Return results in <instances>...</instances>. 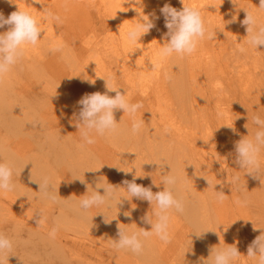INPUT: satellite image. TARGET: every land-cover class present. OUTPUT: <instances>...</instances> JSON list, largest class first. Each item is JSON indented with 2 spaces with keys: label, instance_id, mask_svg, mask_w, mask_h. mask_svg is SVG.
I'll return each instance as SVG.
<instances>
[{
  "label": "bare ground",
  "instance_id": "bare-ground-1",
  "mask_svg": "<svg viewBox=\"0 0 264 264\" xmlns=\"http://www.w3.org/2000/svg\"><path fill=\"white\" fill-rule=\"evenodd\" d=\"M30 1L31 0L28 1L17 0L15 4L20 10L28 11L34 17L40 20V18L44 15L43 4H45V2L48 3L50 2L52 12L61 17V20L63 21L62 24L68 26L70 25L69 27H64L65 29H70L72 27L74 20L71 19L74 18L75 20L78 19L76 16L74 18H71V15H73V13L78 17L83 15L89 16V13H92L96 19H99V21L97 22L98 25L95 26V29H98L99 31L108 29V27L112 28V32L110 36L103 39L102 41L103 43L106 42V44L107 42H109V44L111 45L110 49L112 51L110 52V54L106 53L107 56L106 58L111 60L113 59L115 63L114 71L109 70L105 66L104 59L100 57L103 50H105L104 47L102 48L100 46L95 45L94 53L92 54L88 52L91 46L89 45V43L85 42L84 43L85 47L82 46L81 52L78 53V57H80L82 60H85L84 63H88V66L97 72V78L102 83H106V81L99 77H103L106 80H108L109 83L113 84L116 87H119L120 92L124 90L123 86L125 87L126 85L129 89L128 90L129 96L126 99H128L130 103H132V100L136 101V103H139V101H137L136 98L132 97L131 92L137 90L139 86L146 85V83L149 82V80L153 76H155L158 71L161 70L164 72L169 70L170 77L174 75L172 78L173 82H181L182 85L184 86L193 85L192 81L194 80V78L192 74L188 76L187 70L185 69V64H183L182 60L179 69L173 70V66L171 65L170 58L169 57L165 58L160 55V49L162 45L166 42V40L162 38V36L159 37L157 36L160 33L161 26L159 24L160 21L159 20L156 21L154 17L155 15L163 17L160 10L165 4L174 7L178 11L182 10L184 5L194 7L201 12L203 19L208 18L206 25H213L215 21L219 22V20L225 15H227V17H235L237 12L240 11L235 7L236 6L243 7L242 2H246V3H250L251 5V8L250 7L248 8V12L256 16L259 22L264 23V9L257 8L259 7V0H236L237 1L236 3L233 2L228 3L225 1L223 4H221V1L219 0H209L208 3L206 2V0H183L184 5L181 2V0H171L168 2L165 0H39V2H37V0H34L33 3H30ZM227 4H229V8L226 7ZM207 6L209 7L207 8ZM9 9H11L9 5V0H0V13L5 14L6 15L5 18L9 16ZM211 14H213V16ZM143 15H148L155 24V27L152 28L148 34L142 36L137 43H132L127 39V32L132 27L135 26V24L140 20V17ZM237 15L239 16V14ZM40 21L43 22L42 23L43 27L47 26L46 32L50 31V28H52V26L49 25V22L48 24H45L46 21L43 20ZM233 21L236 25L235 34H234L235 37H233V41H234L233 46L235 48L234 61L236 64V66L233 69V75H232V77L234 78L233 91L231 90V86L233 87V85H231L232 77L228 78V76L225 75L224 77H222V79H217L215 77L216 68L220 73L219 70L220 64L218 62V58H213L208 56V58L205 59V61L202 63V67L204 68V72H206L207 79L211 84L208 86L207 89H205L204 86H202L201 84H198L197 90H195L193 94L186 89L184 90L191 104L181 105L177 109L176 116L178 117L179 122H177L174 125L175 129H172V132L170 134H163V131L159 130L157 125L153 121H151L145 130H142L141 128L140 132L134 135L131 132L132 117H130L128 113H123V110H117L114 113L115 119L118 122V132L108 137L109 138L108 140L115 139L116 142H118V144H120L123 140H125L127 142V145H130V148H127L130 152L129 153L130 155L126 156L123 166H121V163L117 165L115 173L120 174L119 172L120 170L121 172H124V174L123 175L120 174V176L116 178V180H114V182H112L111 185L116 187V191L119 195L128 197L129 200L122 198V203L118 204L117 207L113 202L111 207H108L107 205H101L99 207L91 208L86 213H83L78 208L77 201L81 200L84 195H90L93 191H98L101 195H103L104 190L98 188L97 185H95L97 181L94 180V177L92 174H90L89 170L85 171L81 167L80 161L85 160L86 155L88 154L89 147L86 146L84 143L82 144L81 140H76L77 137L81 138V135H80V131L75 126L73 138L74 137L76 138L73 140V142L71 141L70 142L71 144L72 143L73 145L77 144L78 146L75 147L74 156L73 157L71 156V158H69V160L72 159L74 163L72 165H70L69 162L67 163V159L69 155L67 152L64 151L62 158L60 159V162L57 163L55 167L56 169L57 168L60 169L62 168L64 170L66 169L68 174H72L71 171L73 170V175H75L73 179L77 180V178H80L81 180H83V182L80 183L79 186L78 183H74L72 181V185L68 186L66 189H62L61 185L60 187L57 186L59 194L61 195V198L57 197L58 202H56V203H60L61 205L60 209L58 210V215L60 217L59 222L72 215L71 216L72 222L69 223L70 228H72L71 230L75 231L78 226H83L84 229L85 226H88L90 230L96 232L98 226H100V228L102 229L107 227L110 224V222L112 224H115L116 226L120 225L118 218L123 220L125 217L126 218L129 217L124 215L125 212L130 213V216L132 215L136 217L135 219L137 221L138 219L141 221L142 218L141 215L144 216H146L147 214L152 215V209L148 207L145 208L139 205L142 203L146 204L149 202L137 198L131 199V197L128 196V193L126 191L127 187L124 184V181L133 180V177L135 176L133 171L134 169L137 168L136 164L143 160V158L139 156L141 151L137 150V148L140 147V145L145 146V149L150 153H152L155 149V142L157 143L159 140L162 143L167 144L166 141L169 140L173 144L168 146L167 152H161L162 154H164V156L166 155L165 160L162 161L166 163L165 171L167 172V175L169 173H172L174 171L183 168V172L185 176L182 177L181 183L176 184L175 188L181 187L182 183H184L183 187L186 188V190L181 194L174 193V195L177 198H181L180 196H182L183 194H188L186 196H183L182 198L184 201V210H185L184 212H186L189 218L191 219L190 224L195 223L199 217L205 218L206 208L211 209L210 213L214 214L217 211L219 215L222 216L224 214L223 207H225L224 210L226 211L227 209L230 210L229 206H233L235 204L236 206H238L239 209L238 213L241 214L242 220H240V224L243 223V225L241 226L239 231L234 230L237 228V224L235 223V220L232 218L230 228L228 231L227 230V227H229L228 217L222 216L221 218H219L215 229L211 232V234L213 235L212 238L214 240L219 241L220 243V245L219 243H217V247L216 245L215 247L218 249L222 245V249H223V247H225L224 234L231 233L234 236V241L230 243L229 246H235L238 249L240 253L239 262L241 264H257V261L255 259L253 258L246 259L245 256L242 254L243 249L245 248V246H248V244L245 241L241 240L240 235H243L246 232H248V229L245 225V221H244L245 218L242 212V207H241L242 205L239 202V197L235 196L226 202L221 201L218 204L213 203V201L208 196L212 193L219 191L222 185L221 177L217 175V173L215 172L213 173L211 170L206 173V171L208 170L207 164H202V161L196 158L197 149L195 146H198L199 144L198 140L200 139V137L209 136V133L205 134V132H203L202 129H199V124L201 122H204L202 115L207 114V110H208L207 105L211 107V103H212L214 106L217 107L218 111L216 115L218 116L219 121L224 126H226L224 134L218 137L219 141L222 143L223 146H226V144L229 143L232 144L234 148H235V143L243 138V132L248 127L247 117L249 118V116L259 111L264 106V61H259L254 56H250L249 59L250 61L248 59H246L245 61V58L243 57V53H240V51L237 50L238 43L243 42L244 32H242L241 28L239 27L238 21L234 18ZM52 23L57 28H60L59 24H57L55 21H53ZM205 28L206 30H208L206 26ZM163 31H168V29L165 27ZM57 34L58 31L56 32V35ZM42 36L46 38L42 42L48 40L47 35H42ZM248 40L249 38H247L246 44L250 46ZM211 41L212 40L210 39V42ZM81 42H82V35L80 34L78 36H74V42L71 41L70 38L68 42L64 41L60 50L53 51L52 50L53 47L48 46L47 48L48 53L49 54L53 53L52 55L53 58L51 60L50 59L41 60V55L38 54L37 52H34L33 48L29 45L27 46V48H31L33 55L29 56L25 52L22 61L12 69V71L8 74V76L14 75L15 81H17L18 76H22L21 74L27 76L33 75L34 77H36L37 75L38 81H41V79H43V82L45 83L43 87L45 89H49V86L47 85L48 80L45 77L46 75H48V73L51 74L50 78L53 79L59 77L60 79L62 78L66 80L67 78H71L72 76H74L72 73H68L64 71L65 53L69 45L74 43L78 46L80 45ZM262 48H263L262 54L264 58V46ZM69 52L70 55L72 56L73 53L71 51ZM226 53L231 54L229 48H227ZM209 55L212 54L210 53ZM91 56L94 58V61L91 60ZM74 59L77 60V57H74ZM179 62L180 59H178L177 63L179 64ZM114 63L112 62V64ZM23 64L25 66V70H31L35 73L29 75L27 74V72H24L25 70H23ZM33 65L43 67V68H39L41 72H39L40 70L37 71L33 69L32 68ZM85 71L86 70L82 71V75H85ZM176 71L179 72L176 74H172V72H176ZM116 73H119L118 79H121L119 83H116L118 81L115 79ZM39 74L44 77H41ZM80 80L81 81H79V86H80L79 92L83 89H86V84L88 83L89 78L88 77L81 78ZM76 81L78 80L67 81L69 84H71L69 87L74 88L76 85H78L75 84ZM39 89H41V86L40 88H36V90ZM207 92L209 93V97L207 95ZM108 95L115 96V92H110L108 93ZM78 96L79 98H82L80 96V93L78 94ZM229 97H236V98L238 97L240 99V104L238 108L234 105L235 109H233L232 111L230 110L225 111V109L220 108V106L231 103V101H228V99H226ZM15 104L16 105L14 106V110L19 112V114H21L20 112L21 105L23 110L27 108V106L24 105L23 103H15ZM8 106L9 105H7L6 101L4 99H1L0 97V117H2L5 120V122L7 121L6 123L7 126L9 127L12 125L16 117L12 116L9 117L8 120H6L7 114L5 109L8 108ZM240 106L241 108L243 107V111L241 115L244 123H242L240 121V118L237 116V114L240 112L239 111ZM51 110L53 112H51ZM46 113H47V117L49 115L54 114L53 116L54 121L55 118L59 116H63L62 118L66 117L74 121L75 118L78 116V112L74 110V107H72V109L63 110L62 102H58L57 107H53L49 111H46ZM166 113H167L166 110L163 108L162 114L166 115ZM125 116L127 117V123L124 120ZM53 117H51L49 120L52 121ZM135 119L137 120L136 116ZM55 127L56 126H54V128ZM1 128L2 126H0V147L3 148V146L7 145V143L5 141V137L3 138V135L1 134ZM233 128L235 129V131L232 130ZM17 129L20 130L19 134H21V136H24L26 134L29 136L28 129H26V127L23 126L22 123L18 124ZM70 129H74V126L70 125ZM125 130H127V132ZM93 138L98 139L97 143L93 144L96 150H98L100 148L99 142L104 137L93 134ZM174 140L175 142H173ZM35 143L36 142L32 139L29 140L26 139L23 143L24 144L23 146L26 147L33 146L35 145ZM189 145L191 147H189ZM215 146H216V141L212 140V142L210 143V147L213 149L215 148ZM118 148L122 150L121 147ZM3 151L4 152L6 151L5 153H7L6 155L7 162L9 161L15 162L16 160H18L23 164L21 169H16V171L14 172L15 174H18V176H21V181H22V183L18 184L20 179L18 180L16 179V184H15L13 180V183L16 185L14 191L16 190L19 191V186L25 184L24 185L25 188L31 191L30 195L34 196V194L39 193L38 183L42 182L43 177L50 176L49 177L50 179L53 178V176L49 172L51 168L46 169L44 167L45 165H43L42 158L39 157L38 149L36 148L32 149V152L36 151V153H32V155H29L30 156L29 159H27V156L23 153L24 149L14 150L11 146L7 145L6 149L3 148ZM228 151L230 154L233 152V149L229 148ZM157 153L158 152H156V154ZM77 154H79V157L76 156ZM108 154L110 153L108 152ZM134 160L135 161L138 160L136 164L133 163ZM223 161L221 162L220 167L223 166L222 165L224 164ZM229 161L232 164L234 173L238 176L239 173L244 169H240L239 165L235 162L236 156L234 154H231V158ZM111 163L112 162L110 161L109 170L113 168ZM117 163H119V159L117 160ZM199 163L200 166L198 167ZM263 168H264V159L260 157V174L263 173L261 172V169ZM140 169L144 170L142 164L140 166ZM123 170L130 172L125 173V171ZM205 173L209 175V177L206 178ZM136 175H140V174H136ZM143 175H144L143 178H137L135 182L138 185L144 187L153 186L151 185L152 183V181L150 180L151 177L148 174H143ZM31 176L34 181L30 179ZM257 176L259 175H252L245 173V176L241 175V179L244 181L248 178L252 179ZM66 181L69 182L70 179L66 178ZM91 183H92V187L87 188V185L90 186ZM161 186L162 188L160 189L155 187L154 193L163 191L165 185L161 184ZM120 187L123 189L120 190ZM3 194H4V196L2 197L3 199L10 200L11 198L9 196L16 197V195H14L11 192H4ZM197 198L204 199V201L198 200ZM32 201L40 202L39 195L36 196L34 199H32ZM210 204L211 206H208ZM198 205H202L201 209L204 211L200 215L198 214ZM23 207L24 206H22L21 208ZM58 207L56 209H58ZM139 208L142 211H139ZM115 214L118 218L114 217ZM19 217L20 216L17 212L10 210L9 208H6L3 205H0V233H3L6 237L10 238L13 244H15L19 248L22 246V244L27 245V243H29V245H31L34 242L39 244L40 241H38V237L39 235L42 234V232H39L32 224L28 222H23V219ZM105 219L109 222H106ZM153 220H155V217H153ZM144 225L146 226V224ZM144 225H142V228H145V230H151L150 224L147 223L148 225L147 227H145ZM184 226L185 224L183 225L179 220V218L176 217L174 211H172L170 225H169L170 236H176L178 232V228L181 230V228H186ZM9 228H12V230L11 231L8 230ZM105 233H107L105 235L109 236L110 232H105ZM60 235L56 234V237L54 238V240L58 244L59 250L54 249V251H50V252H45V251L31 252L30 248H28L27 250H25V252H16L14 254H9L8 256H6L7 258L3 256L2 253H0V257H1L0 261H2L3 264H44V262L46 264H104V262L100 263L99 262L100 260L98 262L89 261L88 263L85 262L83 258L82 260L81 258L79 260L80 249L82 250L87 248V244L85 246L84 243L87 241L81 243L78 241V237L73 234L71 236L64 234H60ZM197 237H202V235L201 234L196 235L195 238ZM244 237L248 238V235ZM60 238L64 239L63 240L65 243L64 246L66 248V251L64 252H62V250L60 249V247L63 248V246L61 245ZM151 238L153 241H151L150 243L146 241L148 243V244L146 243L148 245L147 247L149 248L152 247L153 242L154 243L160 242V239L155 235L151 236ZM193 240L195 241L194 237L192 241ZM90 241L92 242V240ZM163 244L165 243L163 242ZM214 244L215 241L213 245ZM166 245L167 243L162 246H166ZM197 246L198 245H195L194 249L197 248ZM75 249L77 250L75 251ZM91 250L93 251V249ZM81 252L83 253V251ZM50 254L53 255L48 257V255ZM185 255L183 257H185ZM196 255L193 256V258L197 257ZM190 256L192 257V254H190ZM157 257L155 264H164L163 259L160 261V258L164 256H160V257L157 256ZM141 258L139 259V261L140 260L143 261L145 259V258L144 259ZM199 258L201 259V257ZM154 260L155 258L152 261ZM190 261H192L193 263V260ZM117 262H119V260ZM152 263L153 262H151V264ZM119 264H122V261H120Z\"/></svg>",
  "mask_w": 264,
  "mask_h": 264
},
{
  "label": "rangeland",
  "instance_id": "rangeland-1",
  "mask_svg": "<svg viewBox=\"0 0 264 264\" xmlns=\"http://www.w3.org/2000/svg\"><path fill=\"white\" fill-rule=\"evenodd\" d=\"M16 1L13 0L12 3L9 2V5L11 9H9V15L13 11H17L18 7L16 6ZM28 1V0H27ZM34 0H31L30 3H33ZM165 1H171V0H165ZM209 0H206L208 3ZM221 1V4L226 2H233L236 3V0H219ZM243 7L236 6V9H239L240 11L237 12L239 16L236 14L235 17H227L225 15L222 17L219 22H214L213 25H206V22L208 21V18H204V24L208 28L205 34L204 40L200 41L198 43L197 49L191 54L186 55L183 58L180 56L173 54V56L169 57L171 60V65L173 66V70H178L181 60L183 64H185V69L187 70L188 76L192 74L194 80L193 85H182L181 82H173L172 77L169 75V70L164 71H158L155 76H153L149 82L146 83V85L139 86L137 90H134L131 92V95L133 98H136L139 103L142 104V107L138 109V111L135 113V116L137 120H143V126L142 130H145L149 123L153 121L159 130L163 131V134H170L172 132V129H175V124L179 122L177 114V109L181 105H190L191 102L188 100L184 90L190 91L192 94L195 90H197V85L201 84L204 86L205 89L208 88V86L211 84L206 76V72H204V68L202 67V63L205 61V59L209 57L218 58V62L220 64V73L218 69L216 68V74L215 77L217 79H222L225 75L228 76V78H231L233 75V69L236 66L234 61V51L235 48L233 46V37L235 34L236 25L233 21V18H235L238 23L239 27L241 28L243 34V42H239L237 47L239 50L241 47L244 48L243 57L246 59H250V56H254L259 61H264L263 54H262V47L258 46V48L253 47L251 44L250 46L246 44L247 38L249 36L247 35V26L242 25L241 21H243L246 16V11H248V8H251L250 3L242 2ZM43 7L46 9L51 10V4L50 2H45L43 4ZM209 6H207L208 8ZM229 8V4L226 6ZM259 9V7H257ZM246 10V11H245ZM52 11V10H51ZM260 13V12H259ZM5 17L6 15L3 14ZM213 16V14H211ZM77 17L78 19L75 20L74 17ZM158 17V19H157ZM71 20H74L72 27L70 29H65L64 27H69L68 25H63L62 23H59L60 28H57L51 21H46L45 24H48L52 26L50 28V31L46 32V27L42 26V21H40V26L44 30L43 33H41V39L39 40L38 44L35 46H31L33 48L34 52H37L41 55V60H51L53 58V53L49 54L47 51L48 46H52L53 48L61 49V46L63 45L64 41L70 40L74 42V36L82 35V42L80 45L71 44L67 48V51L65 53V61H64V71L68 73H72L74 76L71 78H67L66 80L57 78H50L51 74L48 73L46 75V79L48 80L47 85L49 86V89H45L43 85L45 84L43 82V79L41 81H38V76L34 77L31 74H34L35 72L31 70H25V66L23 64V70L24 72H27V75L18 76V80L15 81L14 75L8 74L0 79V97L1 99H4L7 103L8 108L5 109L7 114V119L9 117H16L13 121L11 126H7V121L0 117V126L1 128V134L3 135V138L5 137V141L7 145L11 146L14 150L17 149H24V154L27 156V159L30 158L29 155H32V153H36V151L32 152L33 148H36L39 150V157L42 158L43 165L46 169L51 168L49 170L50 174L53 176L51 178V182L54 186L53 189V195L59 198H61V195L59 194L58 187H62V189H66L68 186L72 185V181L74 183H78L80 186L81 179L77 178V180L73 179L75 175H73V170L71 171L72 174H68L67 170L60 169L55 167L57 163L60 162V159L62 158L63 152L68 153V159L67 163L69 162L70 165L74 163L71 158V156H74L75 147L78 145H73L71 142L76 138H73L74 131H75V124L74 121L64 117L59 116L55 118L54 121V114L49 115L47 117L46 111H49L53 107H57L58 102L63 103V110L65 109H72L74 107V110H76L78 113L80 111V106L78 105V101L81 99L79 98L78 94L80 93V96L83 97L85 94H92L95 92H100L101 94H104L106 89V83H102L97 78V72L94 71V69H91L88 66V63H84L85 60H82L80 57H78V53L81 52L82 46H84V43L87 42L91 46L89 48V53H94V48L96 46L104 47L105 50H103L100 57L104 59L105 66L109 69L114 71L115 70V63L113 59H107L106 53L110 54L112 51L110 49L109 42L103 43V39L110 36L112 32V28L108 27V29H105L103 31H99L98 29H95V26L98 25L99 19H96L92 13H89V16L83 15V16H77L73 13L71 15ZM155 20L160 21L161 30L160 33L157 35L162 36L166 40V33L167 31H163L165 29V20L164 17L155 15ZM211 18V17H210ZM72 22V21H71ZM259 22V21H258ZM263 23V22H259ZM241 24V25H240ZM63 25V26H62ZM107 25V24H106ZM218 30V31H217ZM7 31V26L5 28L0 29V32ZM58 31V34L56 35V32ZM42 35H47L48 40L42 42L46 38ZM209 36L213 38H209ZM210 39L212 40L210 42ZM106 45V46H105ZM227 48L230 49L231 54H227L226 50ZM71 51L73 55H70ZM29 56L33 55L31 48H26L25 51ZM212 55H209V54ZM74 57H77V60L74 59ZM178 59H180L179 64L177 63ZM91 60L94 61V58L91 56ZM35 61V60H34ZM58 61V59H57ZM250 61V60H249ZM112 62L114 64H112ZM17 66V65H16ZM33 69L39 71V68H43L37 65L32 66ZM76 68V69H75ZM85 71V75H82V71ZM41 72V70L39 71ZM179 71L172 72V74H176ZM40 75V74H39ZM41 76V75H40ZM119 73L115 74V79L118 80L116 83H119L121 79H118ZM44 77V76H41ZM88 77V83L86 84V89H83L79 92L80 86L79 81H81V78ZM70 80H78L75 82L76 85L74 88L69 87L71 84H69L67 81ZM190 80V79H189ZM94 81V83H92ZM82 83V82H81ZM231 90L234 89V78L232 77L231 80ZM39 90H36V88H40ZM122 94L126 95V98L129 96V89L125 85L123 86ZM141 89V90H140ZM36 90V91H35ZM33 92V93H32ZM110 93V92H108ZM107 93V94H108ZM207 95L209 97V93L207 92ZM239 96V95H237ZM228 101H231V103L227 105H221L220 108H224L225 111H232L235 109V106L238 108L240 104V99L237 97H229L226 98ZM15 103H23L27 106L26 109H21L19 112L14 110ZM132 103H136V101L132 100ZM235 105V106H234ZM32 106V107H31ZM41 107V108H40ZM208 110L207 114L202 115L204 122H201L199 124V129H202L203 132L209 133V136L206 137H200L198 140L199 144L198 146H195L196 151V158L200 159L202 161V164H207L208 171H212L213 173H217L221 177V187L218 192L222 191L225 194V199L223 201H228L229 199H232V197L238 196L239 202L242 205V212L244 214L245 218V225L248 229V232H246L241 236V240L245 241L248 246H245V248L242 251V254L247 257V249L249 245L252 243V241L259 235L264 234V168L261 169V173L259 176L254 178H248L246 180L241 179V175L245 176V170H242L239 173V181L236 183H230L232 181L233 177H236L237 175L234 173L232 164L229 161L231 158V154H234L236 156L235 148L232 144L227 143L226 146H223L222 143L219 141L218 137L220 135L224 134V131L226 129V126H224L218 119L217 114V107L214 106L211 103V107L207 105ZM161 108V109H160ZM163 108L166 110V115L162 114ZM160 110V111H158ZM240 112L237 114V116L240 118V121L244 123L242 119V111L243 107L240 106ZM51 112H53L51 110ZM24 113V114H23ZM259 115L262 119H264V106L259 111L255 112L249 118L248 120V127L243 132V137L251 138L254 133L258 130L257 125L253 123V116ZM51 117L52 121L49 120ZM62 118V119H61ZM61 120V121H60ZM125 122L127 123V117L124 118ZM19 123H22L23 126L26 127L29 131V136L26 134L24 136H21L20 130L17 129V126ZM183 123V122H182ZM70 125L74 126V129H70ZM182 125V124H181ZM180 125V127H181ZM54 126H56L54 128ZM127 132V130H125ZM110 136H104V138L99 142L100 148L96 150L93 144H86L82 140V138L77 137L76 140H81L82 144L84 143L86 146L89 147L88 154L86 155L85 160H81L80 164L83 170L87 171L89 170L90 174L93 175L94 180L97 182L95 185L103 184L107 185V183L111 184L121 175L124 174V172H120V174L115 173L116 167L118 164L121 163V166L124 165V161L126 156H129L130 152L127 148H130V145H127V142L123 140L120 144L116 142L115 139L108 140ZM32 139L36 143L33 146H23L25 140ZM95 139V138H94ZM212 140L216 141L215 148L210 147V143ZM38 141V143H37ZM71 141V142H70ZM95 143H97L98 139H95ZM175 142V140L173 141ZM225 142V141H224ZM167 144L162 143L158 140V142H155V149L152 153L147 151L145 149V146L140 145V147L137 148L138 151H141L139 156L143 158L142 161L137 163V161H133V163L136 164V169H134V174H148L152 181L151 190L155 191V187L158 189L162 188L161 184H163L162 181V175L167 174L165 171L166 163L162 160H165L164 154L161 152H167L168 146L173 144L169 140L166 141ZM7 145H4L3 148L6 149ZM84 145V146H85ZM83 146V147H84ZM118 147H121L119 149ZM189 147H191L189 145ZM3 148L0 147V162H7L6 155L3 151ZM232 148L233 152L229 154L228 149ZM80 149V146H79ZM108 152L110 154H108ZM113 152V154H112ZM156 152H158L156 154ZM170 154V153H169ZM79 157V154L76 155ZM261 158L264 159V150L261 152ZM119 159V163H117V160ZM224 160V161H223ZM110 161L112 165V169L109 170V163ZM130 161V160H129ZM224 162L222 164L223 166L220 167L221 162ZM230 162V163H229ZM14 163L15 170L21 169L23 164L16 160ZM141 164L143 165V169H140ZM231 164V165H230ZM161 165L163 167L161 168ZM200 166V163L198 164V167ZM202 166V165H201ZM100 168V169H99ZM222 168V169H221ZM99 169V170H98ZM205 173V177H209ZM78 175V174H77ZM168 175L175 176L177 178V184L181 183L182 177L185 176L183 172V168L174 171L172 173H169ZM50 177V176H49ZM66 178L70 179L69 182L66 181ZM16 179H20L18 184L22 183L21 176H18V174H13L12 180H14V183L16 184ZM33 182V181H32ZM176 187L174 193L181 194L183 193L186 188L183 187ZM25 185V184H24ZM24 185L19 186V191H10L16 197L9 196L11 199H3L4 191H0V205L5 206L6 208H9L12 211H15L19 214V218L23 219V222H28L32 224L39 232H42L41 235L38 237L39 244L33 243L29 245H23L19 248L15 244H13V248L10 252H4L2 253L3 256H8L9 254H14L16 252H25L28 248H30L31 252H50L54 251V249H58L57 242L49 236V232L51 229L56 226L57 222H59V215L58 210L60 209L61 205L60 203H54L51 200L44 199L42 197V194L39 192L37 194H34V196H31L27 188H25ZM157 185V186H155ZM92 183L90 186L87 185V188H91ZM96 187V186H95ZM96 189V188H95ZM103 189V188H101ZM123 189L120 187V190ZM104 190V189H103ZM80 191V190H79ZM22 193V194H20ZM217 192L210 194L208 197L213 201V203H220L221 201L217 199ZM39 195V201H32L36 196ZM188 194H183L180 197L186 196ZM198 200L204 201V199L197 198ZM79 202V201H77ZM140 206H143L145 208H150L153 210L155 207L154 205L151 206L150 203H142L139 204ZM24 206L23 208H21ZM59 206V207H58ZM208 206H211L208 205ZM58 207V209H56ZM230 210L227 209L224 210L225 207H223L224 214L222 216H227L229 219V224L227 227V230L229 231L231 219L233 218L235 220V223L237 224V228L234 230H238L243 225L240 224L241 214H239L238 206L235 204L233 206H229ZM21 208V209H19ZM202 205H198V214L200 215L202 212H204L202 209ZM18 209V210H17ZM56 209V210H55ZM37 210H40L43 213V217L45 218V222L41 225L37 224V219L39 218L36 215ZM139 211H142L139 208ZM185 211V210H184ZM72 212V210H71ZM211 209L206 208L205 211V218L199 217L198 220L190 224L191 219L189 218L188 214L186 212L177 213L176 217L179 218L181 223L186 228H181V230L178 228V232L176 236H171V242L167 243L166 246L163 244V242L160 240L158 243L152 244V247H147L148 243L153 241L152 238H148L144 241V250L143 253L140 255H135L129 250H117L112 246L113 240H117L119 238L118 236V226L115 224H110L105 228H100L98 226L96 232L89 229L88 226H85V229L83 226H78L75 231L71 230L70 228V222L71 216L68 218L63 219L61 222H59L60 227L59 231L57 232V235L64 234L71 236L72 234L78 237V241L85 243V246L87 244V248L80 249V255L79 260L82 258L85 260V262L94 261L104 264H119L120 261H122V264H155L156 257L157 256H164L160 258V261L163 259L164 264H204V261H210L212 258L211 250L217 249V243L219 241L214 240L212 237L213 235L211 232L215 229L217 221L222 216L219 215V213L216 211L214 214L210 213ZM114 217H117L116 214ZM141 217H144V215H141ZM183 217V218H182ZM118 218V217H117ZM134 216H129L128 218H124L123 220L118 218V221L120 222V226L122 225V228L128 230L129 233L132 231H138L139 228H142V225L146 224L145 227H147V223H143L142 219L141 221L138 219V221L135 219ZM188 219V220H187ZM189 221V222H188ZM136 224V225H135ZM83 225V224H82ZM189 226V227H187ZM145 230V228H143ZM8 230H12V228H9ZM232 230V231H234ZM207 231V232H205ZM110 232L109 236L105 235ZM195 232V233H194ZM203 232V233H202ZM201 234L202 237H196L197 234ZM244 237V236H247ZM61 236V235H60ZM109 237V238H108ZM195 239V241L192 239ZM224 243L226 248L229 247V244L234 241V236L231 233L224 234ZM10 239V238H9ZM61 245L63 248L60 247L62 252L66 251L64 239L60 238ZM92 240V242L90 241ZM98 240V243H97ZM179 240V241H178ZM96 241V242H95ZM147 241V242H146ZM215 241V244L213 245ZM94 242V243H93ZM55 243V244H54ZM147 243V244H146ZM54 244V245H51ZM146 244V245H145ZM96 245V246H93ZM198 245L197 248L194 249V246ZM216 245V247H215ZM220 245V243H219ZM218 245V247H219ZM172 246V247H171ZM175 246V247H174ZM212 246V247H211ZM97 247V248H96ZM101 247V248H99ZM204 247V248H203ZM200 248V249H199ZM202 248V249H201ZM88 249V250H87ZM90 249V250H89ZM93 249V251L91 250ZM101 249V250H100ZM148 249V250H147ZM171 249V250H170ZM175 249V250H173ZM186 249V250H185ZM222 249V245L218 248ZM59 250V249H58ZM77 249H75L76 251ZM150 250V251H149ZM173 250V251H172ZM190 250V251H189ZM200 250V251H198ZM83 251V253L81 252ZM197 251V252H196ZM173 254H172V253ZM187 252V253H185ZM187 255H185V254ZM185 257H183L184 255ZM192 254V257L190 256ZM197 254V255H196ZM200 254V255H199ZM53 254L48 255V257L52 256ZM82 255V257H81ZM112 255V256H111ZM197 256L194 257L193 256ZM47 256V255H45ZM143 258H141V257ZM176 256V257H175ZM178 256V258H177ZM85 257V258H84ZM87 257V258H86ZM201 257V259L199 258ZM7 258V257H6ZM97 258V259H96ZM118 258V259H117ZM144 259L143 261H139V259ZM155 258L154 261H152ZM158 258V257H157ZM204 258V259H203ZM208 258V259H207ZM1 259V257H0ZM159 259V258H158ZM200 259V260H199ZM87 260V261H86ZM119 260V262H117ZM149 260V261H148ZM189 262H188V261ZM193 260V263L192 261ZM184 263H183V262ZM239 258L234 261V264H241L239 262ZM182 262V263H181ZM187 262V263H186ZM44 264H46L44 262Z\"/></svg>",
  "mask_w": 264,
  "mask_h": 264
},
{
  "label": "clouds",
  "instance_id": "clouds-1",
  "mask_svg": "<svg viewBox=\"0 0 264 264\" xmlns=\"http://www.w3.org/2000/svg\"><path fill=\"white\" fill-rule=\"evenodd\" d=\"M9 2L12 3L13 0H9ZM181 2L183 3V0ZM259 8L264 9V0H259ZM160 11L165 20V27L168 29L165 34L166 42L160 49V55L165 58L171 57L173 54L181 58L186 55H191L197 49L198 43L205 38L207 31L201 12L194 7L186 5L183 6L182 10L178 11L168 4H165ZM43 12L44 15L40 20H51L57 24L63 22L61 17L51 10L43 7ZM40 20L30 12L22 11L19 8L17 11H13L7 18H5L3 13H0V29L7 26V31L0 32V79L9 74L22 61L27 46H35L38 44L41 39V33L44 31L40 26ZM241 24L247 26L246 30L249 36V44L255 48L264 46V23H259L256 16L246 11V18L241 21ZM154 27L155 24L152 19L148 15H143L135 26L127 32V39L132 43H137L142 36L148 34ZM209 38L213 37L209 36ZM52 50L57 51L59 49L53 48ZM239 51L243 52L244 48L241 47ZM99 78L106 81L107 91L104 94L100 92L85 94L77 102L80 106V111L74 120V124L80 131L84 143L94 144L96 141L93 138V134L101 137L116 134L118 132V122L115 119L114 113L117 110H123V113H128L132 117L131 132L134 135L138 134L143 126V120H136L135 113L142 107V104L130 103L126 99V95L119 91V87L109 83L103 77ZM108 92H115V96H109L107 94ZM252 119L253 123L257 125L258 130L251 138L245 136L235 143V162L239 165L240 169L245 170V173L260 175V156L262 150H264V119L259 115H254ZM232 130L235 131L234 128ZM162 167L163 165H161ZM14 170L15 166L12 161L6 163L0 162V191L10 192L15 190L16 185L12 180ZM128 172L130 171H125V173ZM143 177L144 175L135 174L132 181L126 180L124 184L127 187L126 191L131 199L137 198L145 200L151 206H155L152 210V215L147 214L141 218L143 222L151 225V230L139 228L138 231L129 233L128 230L118 225L119 238L113 240L112 243V246L117 250H129L137 255L143 253L144 241L153 235L157 236L164 243H170L169 225L171 212L175 211L181 214L184 212L183 198H177L174 195L177 184V178L175 176L162 175L161 182L165 187L163 191L156 193H153L150 187H144L135 182L137 178ZM30 179L33 180L32 176ZM238 181L239 176H236L233 177L230 183H236ZM38 184L39 192L44 199L51 200L54 203L58 202L56 196L53 195L54 186L49 177H43L42 182ZM97 187L104 189L103 195L98 191H93L90 195H84L79 200L78 208L83 213H86L93 207H99L101 205L111 207L113 202L117 207L118 204L122 203V198L128 199V197L119 195L116 187L109 183L107 185L98 184ZM216 194L217 199L220 201L225 199V194L222 191H217ZM36 215L39 217L37 224H43L45 222L43 213L37 210ZM124 215L130 216V213L125 212ZM153 217H155V220H153ZM105 221L109 222L106 219ZM59 227L60 224L57 222L56 226L49 232L51 238L54 239L56 237ZM12 248V240L3 233H0V253L10 252ZM211 254V260L204 261V264H234V261L240 257V253L235 246L216 250L212 249ZM247 257L255 259L257 264H264V234L257 236L249 245ZM0 264H3V262L0 261Z\"/></svg>",
  "mask_w": 264,
  "mask_h": 264
}]
</instances>
